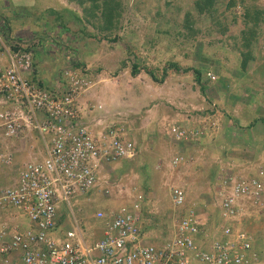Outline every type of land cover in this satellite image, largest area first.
Instances as JSON below:
<instances>
[{
  "label": "rangeland",
  "instance_id": "obj_1",
  "mask_svg": "<svg viewBox=\"0 0 264 264\" xmlns=\"http://www.w3.org/2000/svg\"><path fill=\"white\" fill-rule=\"evenodd\" d=\"M230 1L214 0L212 14L205 18L192 8L193 0H118L121 9L118 11L117 26L112 31L101 33L86 23L84 31H92L91 36L83 37L79 31L70 33L73 38L67 35L66 42L69 44H66L68 46L71 44L77 51H68L70 50L68 48L61 49L64 51L57 53L48 49L54 59L63 55V57L61 56L63 59L58 57L54 62L55 69L58 68L61 71L64 64L62 60H73L75 61L73 63L78 64L76 70L81 71V76L89 81V87L85 90L86 94L83 97L84 101L90 103L94 108L99 104L100 109L95 108L94 115L88 118L101 121L112 119L120 123L134 141L137 137L143 139L142 147L146 149V154L149 153V158L153 153H155V157L159 156L158 149L163 150L166 159L167 156H170L172 145L155 143L152 137V135L156 138L162 135L166 142H174L165 133H168L165 128L169 127L170 123L177 125L176 121H179V130L185 131L189 134L188 136L195 137L190 140V143L176 144L177 146L173 150V153L185 152L186 156L192 158L185 166L179 165L172 169L165 165L168 161L166 160L161 164V168H157L154 167L155 163L150 165L144 161L142 164L133 159L131 160L132 165L128 164L122 168L120 162H114L113 167L108 169L111 173L110 178L105 177V179L111 183L116 181L121 189L123 187L122 193L126 194L127 198L121 199L122 204L128 205L132 201L130 195L134 196L137 193L133 192L130 185L132 183L136 187L146 189L148 192L145 193V190L143 192L155 202L159 201L157 209H153L152 201H150V208L154 213L156 211L165 212L167 208L170 209L169 212L174 213L176 208L171 207L167 192V187L171 184L179 185L184 189V198L210 205L209 193L214 189V187L210 188V171L213 169L211 163L218 161L216 157L220 154V147L226 148V161H229V164L233 162L234 167L239 168L238 162L233 160L232 150H236L237 155L240 156L239 159L237 157V160L246 157L247 163L250 162V165L259 167L264 164V161H260V159L249 161L248 158L254 151L253 140L259 136L264 139V124L259 123L260 116H264V0H233L232 8L229 7ZM36 2H41L38 4L42 8L26 10L24 20H21L20 16L17 17L22 26H32L33 23L34 26H38L44 17L48 18L51 24H54V21L60 23L54 15L48 14L47 17L46 11L52 8L61 17L60 5H67L70 1L36 0ZM250 6L261 11V20L256 26L254 57L245 69H240L238 62L244 48L240 45L239 35L241 29L248 26L243 23L244 7ZM75 8L81 12L80 7L75 6ZM23 9L25 8L23 7ZM186 12L190 19L186 18L188 17ZM187 21L188 24L189 21H192L194 30L192 29L191 32H186V29L182 27ZM71 24L75 30L82 27L76 21ZM176 31L180 33L178 38ZM8 34L11 36L10 32ZM186 34L187 37H185ZM66 51H68L67 54ZM74 52H78V54L75 55ZM42 54L44 55V52L38 51L34 57L37 59V63H43ZM170 58L174 59L181 67L208 65V67L210 66L209 72L212 74L223 75L227 80L234 78L236 81L229 79L231 86L223 88L224 90L222 87L220 89V86L209 85L202 93L193 84V76L190 71L173 72L169 68L160 82L159 78L163 74L162 68L167 65L164 61ZM50 59L51 57L47 61ZM47 61L45 62L48 63ZM134 62L138 64V71L131 74V65ZM34 69L36 72L43 71L39 64L34 65ZM149 73H152L155 79L151 78ZM49 74L50 71L47 72V75ZM249 111L251 112L248 113ZM253 113L258 120L256 125L246 132H241L242 130L235 120L240 119L239 121L244 123ZM174 116L175 118L170 121L168 117ZM157 121H160L161 126L157 124ZM31 136L33 139L27 144H25L26 141L15 146L16 155H13L10 162L12 163L11 168L7 170L4 167L0 171V182H3L1 180L4 177L15 179L16 171L20 168L19 165L27 157L28 147L34 144L39 145L35 135L31 133ZM211 136L213 138H210ZM205 140L209 143L207 150L212 153L209 158H207L203 147ZM220 142L222 143L219 144ZM239 145L245 152L243 156L238 152L241 150ZM138 146L140 147L139 144ZM258 151L259 156L264 155V142L260 143ZM17 153H20L22 157ZM23 156L25 157L23 158ZM226 164L224 165L227 166ZM233 164L227 167H232ZM113 170L117 174L127 173V171L134 173L133 176L128 175L127 178L122 176L119 179L117 177L116 180ZM158 170L162 172V174L159 173V176ZM247 170L248 168L246 169L247 174L254 175L255 171ZM246 173L238 174L242 176ZM131 178L132 182L128 181ZM161 178L163 180L159 181ZM155 184L156 186L159 184V186L155 187ZM146 185L149 187L145 188ZM113 189L115 188H111L110 191ZM94 191L96 192V189ZM96 194H99V191ZM110 198L96 196L94 201H90L86 197L71 199L70 209L64 205L61 208L65 215L63 220L65 226L70 227L72 219H75L89 222L93 229H98L102 221L97 222L93 213L96 209L109 206L111 202L112 205L118 204L117 199L112 198L110 201ZM247 204L245 203V205ZM201 208L198 206V211ZM203 209L213 208L205 206ZM249 209L247 208V210ZM147 210L148 207L146 212H148ZM146 215L150 217L151 214ZM251 216L253 217L246 219L247 227L254 233L259 232L256 229H260V232L264 231V214L255 210ZM205 217L206 213L200 214V222ZM79 224L85 233L84 239L89 241L92 230L84 229L81 221ZM211 230L212 226L208 225L206 232L210 233ZM94 234L99 236L100 232L96 231ZM258 243H261V237ZM201 249L204 248L201 247Z\"/></svg>",
  "mask_w": 264,
  "mask_h": 264
},
{
  "label": "built area",
  "instance_id": "obj_2",
  "mask_svg": "<svg viewBox=\"0 0 264 264\" xmlns=\"http://www.w3.org/2000/svg\"><path fill=\"white\" fill-rule=\"evenodd\" d=\"M0 47V169L10 164L13 143L33 139L31 133L39 143L28 147L17 177L0 185V210L12 208L18 215L0 223V264H260L253 254L245 253L249 239L241 233L234 241L207 238L206 231L197 228L192 208L175 221L171 237L160 245L143 242L140 193L128 205L95 213L103 221L97 239L85 240L75 219L65 226L62 206L70 209L71 199L94 189L107 195L108 189L101 188L108 184L107 167L130 159L132 144L121 140L120 123L108 120L101 125L98 119L92 123L87 119L93 107L83 98L89 81L74 65L63 66L50 82L38 77L29 80L36 42L8 43L0 36ZM171 131L175 139L185 138L184 131L173 127ZM180 160L174 158L172 163ZM222 183L227 190L217 191L219 214L226 219L242 213L241 201L259 200L264 192V165L254 175ZM169 191L172 205L181 206L182 190L175 186ZM228 232L227 227L222 230Z\"/></svg>",
  "mask_w": 264,
  "mask_h": 264
},
{
  "label": "trees",
  "instance_id": "obj_3",
  "mask_svg": "<svg viewBox=\"0 0 264 264\" xmlns=\"http://www.w3.org/2000/svg\"><path fill=\"white\" fill-rule=\"evenodd\" d=\"M70 2L75 3L76 5H78V7H80L81 9V13H75V20L76 22H79L80 25L82 27L79 28V34H82L83 37H87V36H91L93 34L92 31H84V25L87 23V25L92 26L94 29H98L101 33L102 32H110V30L112 31V29H114L117 26V17H118V11L119 9H121V5L118 2V0H68ZM213 3L214 0H193L192 2V8L197 11L198 14H202L205 18H207V16H210V14H212V10L213 8ZM233 0H231L229 2V7H233ZM47 14L50 15H54L55 18H57V20H62V18L59 16L58 12L52 8L48 9L46 11ZM73 14V13H72ZM261 11L254 7V6H250V7H244V11H243V19H244V24H247L248 26H246L244 29H241L240 35H239V40H240V45H242V47L244 48V51L241 52V58L239 59V68L240 69H245L246 66L250 63V61L253 59V50H254V45H255V39L257 36V31H256V26L258 25L259 21L261 20L260 17ZM21 16V15H18ZM186 16H188V13L186 12ZM23 19L26 18L25 15L22 16ZM186 18H189L186 17ZM185 19V17H184ZM190 19V18H189ZM182 27H184L186 29V32H191L192 28V21H188L182 25ZM194 30V29H193ZM176 36L178 38V36H180V33L178 31H176ZM185 37H187V34L185 35ZM172 47H175L174 45H171ZM171 47V48H172ZM167 65L165 67L162 68V76L159 78L160 82L163 80V75L165 74L167 69H171L173 72H180V71H190L192 73L193 76V84L197 86V89L203 93V91L206 89V87H208L209 85L212 86H220V89L222 87V90H224L223 88H228L230 85L229 83V79L236 81L234 78H229L228 80L226 79L225 76L223 75H219V74H212L211 72H209V67L208 65H185L183 67H181V65H179L176 61H174V59H168L166 61H164ZM138 64L137 63H132L131 65V74H134L135 72L138 71ZM207 73H211L214 78L210 79V77L207 75ZM33 74V73H32ZM151 78L155 79V76L152 73H149ZM35 76L31 75L29 78V80H32ZM221 92V91H220ZM248 114V113H247ZM249 118L245 121L244 123H241L239 120L240 119H236L235 121H237L236 123L238 124V126H240V130H242L241 132H246L247 129H251L253 128L256 123H257V119L253 115H249ZM259 123H264V116H260V120ZM208 129H210V127H208ZM250 140V138H248ZM238 140V139H237ZM264 142V139L262 136L256 137L253 140V153H251L249 155V161L250 160H254L256 161V159L259 156V146L260 143ZM222 142H220L219 144H221ZM208 144V143H207ZM204 144L203 147L209 148V145ZM240 146V145H239ZM241 150L238 151L241 156H243V154L245 153L244 151H242V146ZM236 148V147H235ZM220 156L223 157L224 159H226L227 156V150L222 149L220 147ZM256 150V151H255ZM233 151V160L239 162L240 160H237L240 158V156L237 155V151L236 150H232ZM135 152L137 153V147H135ZM137 157V156H136ZM136 157L134 159H136ZM243 161L241 165H246L249 170L252 169L255 165H250L247 163V158L245 157L244 159H242ZM120 162L124 164V166H127L130 162L126 159H120ZM244 162V163H243ZM122 166V168L124 167ZM121 168V169H122ZM124 173V172H123ZM123 173H118V174H123ZM249 175H252L251 173ZM143 188L137 186V192H141ZM113 197H111L109 200L111 201ZM150 201H152V206L153 209H157L159 206V201L155 202L154 199L148 200V199H143L141 202L142 203H146L148 205V212L151 214V218L153 220L152 224L146 225V229L145 230H149L148 228H151V232L155 233V237L157 239V241H163L168 239L169 237H171V232L173 230V227L175 225V223L172 224V219L174 221L180 219L182 216L185 215L187 209L184 207L181 208H177L174 210V213L172 214L171 212H169L170 209H166L165 212L159 213V212H153L150 208ZM171 213V215H167V213ZM165 220V221H164ZM196 225L197 228L200 230L202 227V222H200V218L197 217L196 218ZM146 236L151 237L150 234H145Z\"/></svg>",
  "mask_w": 264,
  "mask_h": 264
},
{
  "label": "clouds",
  "instance_id": "obj_4",
  "mask_svg": "<svg viewBox=\"0 0 264 264\" xmlns=\"http://www.w3.org/2000/svg\"><path fill=\"white\" fill-rule=\"evenodd\" d=\"M0 36H3L6 40H7V42L8 43H10L11 42V39L9 38V36L8 35H6V34H0ZM13 41V43H15V39H13L12 40ZM17 42V41H16ZM34 49V48H33ZM37 50V49H36ZM2 51V48L0 47V52ZM62 51H64V50H62ZM32 52H33V50H32ZM34 53V52H33ZM32 56H33V54H32ZM63 61V66H65V65H67V64H72V65H74L76 68H78L77 66H78V64L77 63H73V62H75V61H73V60H62ZM61 61V62H62ZM63 68V67H62ZM57 71H59L58 70V68L57 69H55L54 70V72H52V74H51V77H50V79H52V77H53V75H55V73L57 72ZM33 73V69H32V72L30 73V74H32ZM97 105H99V104H97ZM97 110L98 109H100V107L99 108H97V106L95 107ZM95 108L94 107H92V111H91V113L89 114V117H92L93 115H94V111H95ZM87 119H89L88 117H87ZM99 120V119H98ZM109 120H112V119H109ZM93 121H96L95 119H93V120H91L90 122L92 123ZM105 121L106 122H108V119H106V120H104V121H101L100 120V122L102 123L101 125H104L105 124ZM115 121V120H114ZM93 128L94 129H100L101 128V126H98V125H94L93 126ZM175 130H179V129H175ZM181 131V130H180ZM189 134H187L185 131H184V136L183 137H185V138H182V139H179V140H177V139H175L174 138V134H173V132H172V140H174V142L176 143V144H179V143H182V144H185V142L186 143H190V140H193L195 137H193V136H188ZM189 137V140H187L186 141V139ZM120 138H121V140L122 141H128V142H130L131 144H132V148H133V153H134V155L130 158V159H126V160H128V161H131V160H133L135 157H136V152H135V147H136V145H135V143L132 141V139H130L128 136H127V132H125V130L123 131V133L121 134V136H120ZM31 140H28L25 144H27L28 142H30ZM182 144H180V145H182ZM18 144L17 143H13V147H9V150L11 151V150H14V154L13 155H16V153H15V146H17ZM28 153V152H27ZM17 154H19L20 155V153H17ZM21 157H22V155H20ZM25 156H23V158H24ZM178 157H181L182 158V160H180V161H176L174 164L172 163V160L174 159V158H178ZM219 158V157H218ZM13 159V158H12ZM11 159V160H12ZM190 159H192L191 157H189V156H186L184 153H178V152H175L169 159H168V161H167V163H166V165L169 167V168H175V167H177V166H179V165H186L188 162H189V160ZM25 160H26V157H25ZM223 160H225L223 157H221V160H220V158H219V160L218 161H216V162H221V161H223ZM120 160H118V161H116V162H119ZM113 163H111L108 167H107V169H109V168H112L113 167V165H112ZM230 164H233V162H231ZM229 164V165H230ZM11 165H12V163H10V164H6V165H4L3 167H2V169L0 170V171H2L3 170V168L4 169H7V170H9L10 168H11ZM264 164H262L261 166H263ZM20 166V165H19ZM234 166V164L232 165V167ZM231 168V167H230ZM258 168V166L256 167V169ZM229 168L227 167V166H224V168H223V170L222 171H220V170H218V175H217V179H216V181H215V184H214V189L211 191L210 190V193H209V199H210V201H211V203H210V205H206V203H205V205L204 204H202V202L201 201H193V200H189V199H186V198H184V189L182 188H180L179 187V185H175V184H171V185H168V187H167V189H168V196H169V198H170V201H171V197H170V191H169V188L170 187H178V188H180L181 190H182V193H183V203H182V205L181 206H179V207H175L176 209L177 208H181V207H184V208H186V209H188V208H192L193 210H194V212L196 213V216L197 217H199V215L200 214H202V213H206V217L204 218V220L202 221V227H203V229L206 231V227H208V225H211L212 226V230H211V232L210 233H207L206 232V234H207V238H212L213 239V237H215V238H217L220 242H225V241H234L235 240V236L237 235V234H243V235H245L246 236V238H248L249 239V246H248V248L246 249V250H244L245 251V253L246 254H253L254 255V257H255V260L258 262V263H260V264H264V246H262V245H264V231H262L261 230V232H260V229H256V230H258L259 232H256V233H254L252 230H250L248 227H247V220L246 219H248V218H250V217H253V216H251L252 214H254L255 213V210H256V212L259 210V211H261L262 212V215L264 214V192H262V194H261V196L259 197V199H260V201H257L256 203H254L253 201H252V203H251V201H249V200H243V201H241V209L243 210L242 211V213H238V214H236L234 217H230V218H226V219H222L221 217H220V209H219V200H220V196H218V194H217V191L219 190V189H222L221 187H223V189H225V190H227L226 189V186L225 185H223V180H226V179H229V178H235V177H237V176H240V174H238V173H235L234 172V170H232L231 171V169H229ZM108 173H109V171H107ZM255 172H256V170H255ZM104 174H105V172H104ZM253 174H255V173H253ZM246 175H248V176H251V175H249V174H247L246 173ZM110 176H111V173H109V178H110ZM242 176H244V175H242ZM105 177H106V174H105ZM104 177V178H105ZM107 178V177H106ZM116 180H117V178H116ZM7 183H10V182H5V183H3V184H7ZM107 185H104V186H102L101 188H103V187H106L107 189H108V194L107 195H103L101 192H100V190H96V192L97 191H99V194L101 195V196H103L104 198H109V197H113V198H115V199H117L118 200V204H115V205H112V202H111V204L109 205V206H107V207H104V208H100V209H96L95 211H94V213H93V217L96 219V221L98 222V221H102L101 219H98V218H96V216H95V213L97 212V211H104L105 213L106 212H109L110 210H114V209H116L119 205H121L122 203L120 202V200L123 198V197H127V195L126 194H123L122 192H123V187H122V189H121V186L118 184V183H116V181L114 182V183H111V182H109V180H107ZM3 184H1V185H3ZM100 188V189H101ZM111 188H115V189H113V191H110V189ZM210 188H211V186H210ZM95 190V189H94ZM92 191V193L91 194H88V195H84V196H81V197H86V198H90V197H94L95 195H96V192L95 191ZM133 192H137V191H135V189H133ZM137 193H140V194H142L143 195V199H148V200H151V198L148 196V195H146L145 193H142V191L141 192H137ZM137 193H135V195L137 194ZM135 195L133 196V195H130L131 197H132V201H133V199H134V197H135ZM120 197H121V199H120ZM142 199V200H143ZM141 200V201H142ZM131 201V202H132ZM139 202L140 203V211H139V213H140V221H139V225H140V235H141V237H142V241L143 242H147V243H150V244H154V245H160L161 244V241H157V239H156V237H155V233H151V228H148L149 230H145L147 227H146V225H151L152 224V222H153V220H152V218H151V215H150V213H148V212H146V209H147V207H148V205L146 204V203H142V202ZM130 202V203H131ZM129 203V204H130ZM245 203H248L247 205H245ZM198 206H201L202 208H201V210L200 211H198ZM205 206H208V207H210V208H213V209H210V210H204L203 209V207H205ZM252 206H254L255 208H251ZM171 207L172 208H174V206L172 205V203H171ZM247 208H250L249 210H247ZM7 209H11V210H13V211H15L14 209H12V208H7ZM7 209H4V210H0L1 212H3V211H5V210H7ZM148 211V210H147ZM16 212V211H15ZM146 214H149L150 215V217L149 216H147ZM167 215H171V213H168ZM214 215V216H213ZM17 216V215H16ZM15 216H13V217H9V218H5V217H0V223L1 222H4V221H7V220H9V219H11V218H14ZM79 222L81 221V224H82V227L85 225V227L86 228H90L91 230H92V235H91V238H90V240L89 241H92L93 239H97V238H99L100 236H101V233H102V230H103V221H102V224L99 226V228L98 229H93V227L92 226H89V225H87V224H85L86 222H84V221H82V220H78ZM173 223H175V221L172 219V224ZM92 225V224H91ZM229 228V232L228 233H226V234H224V233H222V230L224 229V228ZM96 231H99L100 232V234H99V236H96L94 233L96 232ZM145 234H150L151 235V237L152 238H150V237H148V236H146ZM261 237V243H258V240H259V238ZM153 238H155V239H153ZM237 241L238 242H240V238H238L237 239ZM209 244H210V241H209Z\"/></svg>",
  "mask_w": 264,
  "mask_h": 264
},
{
  "label": "crops",
  "instance_id": "obj_5",
  "mask_svg": "<svg viewBox=\"0 0 264 264\" xmlns=\"http://www.w3.org/2000/svg\"><path fill=\"white\" fill-rule=\"evenodd\" d=\"M38 3H41V2H36V0H0V34L3 33V34L8 35L9 38L11 39V41L13 39H15L17 42H21V41H25L26 39H32V40H34L36 42V45H38V47H37V50L33 49V52L35 53L34 57L36 56L38 51H41V53L44 52V55L42 54L43 63H37V61H36L37 59H34V57H33V60H34L33 61V65H32L33 74H28V76L30 77L31 75L32 76L34 75L35 77H38L39 79H41V80H43L44 82L47 83V82L51 81L50 80L51 74L55 70V67L53 65L54 62L57 61L58 57L63 59L62 58L63 55H60V56H58L57 58L54 59L53 55L49 52L48 49H52L53 51H55L57 53H59L58 51H62L61 49L66 50L68 48H70V50H68V51H71V50L77 51V49L76 48L74 49V47H72L71 44L69 46L67 45L69 43L66 42V39H67V35H69L70 38H73V36L70 35L71 32L79 31V28H76V30L74 28H72L71 27V25H72L71 23H74L76 21L75 20V13L80 14L81 12L76 10V8H75V6L77 8H79L78 5H76L73 2H68L67 5H65V4H61L60 5L61 8H59V9H60V12L62 13L61 14L62 20H60V23H55V21H54V24H51L50 21L48 20V18L44 17V19L41 20V23H39L38 26H34V23L32 24V26H29V25H26V27L22 26V24L19 23V19L17 18L18 15H21L20 16L21 20H24L22 16L25 15L26 10H30V9L33 10L34 8L36 10H39L40 8H42L40 6V4H38ZM23 7L25 9H23ZM47 17H48V14H47ZM9 32L11 33V36H10V34H8ZM87 39H91V38H87ZM71 43H73V42H71ZM46 50H47V54H46ZM68 51H66V54L68 53ZM48 54H50L49 57H51L50 61H47V59L49 58ZM66 54L64 55V57L66 56ZM74 54L77 55L78 52H74ZM45 61H47L48 63H46ZM36 64L41 65L43 71L36 72L35 69H34V65H36ZM48 71H50L49 75H47ZM250 112L251 111H249L248 113H250ZM168 118H170L169 120L172 121V119L175 118V116L174 117H168ZM176 123H177V125H175L174 123H170L169 127L165 128V131L166 130L168 131V133L167 132H165V133L167 134V136L170 139H172V137H171L172 136L171 128L172 127L173 128L176 127L175 129H179L180 128V126L178 125L179 121H176ZM157 124H159V126H161L160 121H157ZM244 124H245V122H244ZM125 132H126V129H125ZM127 133H128L127 136L130 139H132V141L134 143L136 141L135 145L137 147V153H138V154H136V156H137L136 160L140 161V163H142L144 161H147V163L150 164V165H153L155 163L154 167H157V168H161L162 167L161 164L165 163V161L168 160L174 154L173 150L177 146L175 142H172V143L171 142H166L165 141L166 139L162 135L157 136V138L152 135L153 141L155 143L172 145L171 148H170L171 154H170V156H167V159H166V156L162 152L163 150L158 149V151H159L158 155L159 156L155 157V155H154L155 153H153V155H151L152 157L149 158V153L146 154V149H143V147H142L143 139L137 137V138H135L136 140L134 141V139L130 136L128 131H127ZM210 138H213V137L211 136ZM204 142H205L204 144L208 143L207 140H205ZM138 144L140 145V147L138 146ZM180 144H182V143H179V145ZM204 149H205L204 151L206 152L205 154H206L207 158L212 156V153L207 150L209 148L204 147ZM181 153H185V152L181 151ZM218 157L221 160L220 154H219ZM218 157H216L217 160H219ZM257 159H260V161H264V155L258 156ZM240 161H243V160L241 159ZM240 161L238 162V167L239 168L234 167V166L233 167L230 166L231 170H234L235 173H241V172L242 173H246V169H247L246 167L247 166L246 165H241L242 162H240ZM129 162H130L129 165H132V163H131L132 161H129ZM225 162H228V163L226 164ZM166 163H165V165H166ZM120 164H122V166H124L123 163L120 162ZM224 164L229 166V161H226V159H225V160H223L221 162H216L215 161V163H211V165H213V167H211L213 169H211L212 171H210V175H211L210 185H211V187H214V184H215V181H216L217 175H218V170L222 171L224 166H225ZM230 167H228V168H230ZM250 170L254 172L256 170V166H254ZM247 171H249V169ZM133 173L134 172L128 173V171H127V173L124 172L121 175V174H117L116 171L113 170L114 177H116V178L118 177V179H119V177H122V176L126 177V178L128 177V175H132L133 176ZM159 173L162 174V172L158 170V176H159ZM162 180H163V178L159 179V181H162ZM1 181H3V182H0V183L3 184L5 182H11V179H6L4 177L3 180H1ZM128 181L132 182V178L129 179ZM157 181L158 180H155V182H157ZM159 181H158V183H160ZM130 185H131V187L133 189L137 190L136 185L134 186L132 183H130ZM157 185L159 186V184H157ZM158 186H156V184H155V187H158ZM148 187L149 186H147V185L145 186V188H148ZM144 190H145V193L148 192L146 189H142V192ZM96 196H101V195L100 194H96L93 197L94 199L92 197H90L89 200L90 201H94ZM126 198L127 197H123L122 199H126ZM120 199H121V197H120ZM96 200H97V198H96ZM120 202H121V200H120ZM104 206H105V204H104ZM105 207H107V206H105ZM16 215H17V212H15V211H13L11 209L10 210L7 209V210H5L3 212H0V217H5V218L13 217V216H16ZM86 224L91 226V224H89V222L88 223L86 222Z\"/></svg>",
  "mask_w": 264,
  "mask_h": 264
}]
</instances>
